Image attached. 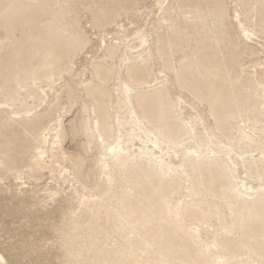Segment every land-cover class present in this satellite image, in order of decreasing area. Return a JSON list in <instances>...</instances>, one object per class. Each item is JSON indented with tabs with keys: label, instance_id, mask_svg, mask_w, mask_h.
I'll return each mask as SVG.
<instances>
[{
	"label": "bare ground",
	"instance_id": "6f19581e",
	"mask_svg": "<svg viewBox=\"0 0 264 264\" xmlns=\"http://www.w3.org/2000/svg\"><path fill=\"white\" fill-rule=\"evenodd\" d=\"M1 198L60 264H264V0H0Z\"/></svg>",
	"mask_w": 264,
	"mask_h": 264
},
{
	"label": "rangeland",
	"instance_id": "374dc122",
	"mask_svg": "<svg viewBox=\"0 0 264 264\" xmlns=\"http://www.w3.org/2000/svg\"><path fill=\"white\" fill-rule=\"evenodd\" d=\"M83 22L85 24V30L90 33L92 45L82 53L81 58H84L87 55L91 56V51L93 52L96 49L97 44H100V35L98 33V30L93 26V22L90 16L85 17L83 19ZM240 43L242 48L248 47V44L244 38H241ZM73 115V112L67 114L64 119L66 124H69L70 120L73 118ZM65 147L68 148L70 152L77 149L74 143L70 142L69 139L65 141ZM2 187H5V184L2 185ZM7 196H9V194ZM2 200L0 201V218L2 217V220L4 221L2 225L4 226L3 229H5V231H1V234L3 236L1 239L2 244H0V248L3 251L5 250L4 253L6 255V258L8 260H12V257L14 255L22 253L28 259L27 264H60L61 260L63 259L61 255L63 253V250L59 247L57 239L51 234L50 224L53 222L50 220H47L44 223L41 222L39 232H35L27 227L25 219L20 220V218L13 215V213L16 215H20V212H18L20 207L12 208V206L10 205L9 208H5V203L7 202H5L4 200V202H2ZM40 207L41 208H31L30 210H27V214L35 216L38 214L39 209L41 210V212L42 209H44L45 211L49 212L52 217H58L59 211L57 210L58 208L56 203L49 206L40 205ZM12 222H15V224ZM31 233L33 236H30ZM43 234H45V237ZM50 240H52V242ZM3 241H5V243ZM60 251L61 254L59 253ZM56 256H58V258Z\"/></svg>",
	"mask_w": 264,
	"mask_h": 264
}]
</instances>
